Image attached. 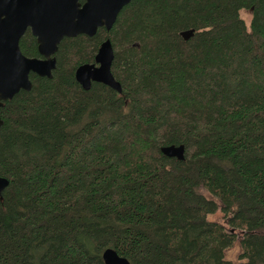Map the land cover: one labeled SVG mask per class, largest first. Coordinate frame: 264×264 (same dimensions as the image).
I'll list each match as a JSON object with an SVG mask.
<instances>
[{
	"label": "trees",
	"instance_id": "obj_1",
	"mask_svg": "<svg viewBox=\"0 0 264 264\" xmlns=\"http://www.w3.org/2000/svg\"><path fill=\"white\" fill-rule=\"evenodd\" d=\"M107 39L121 92L84 90ZM19 49L40 58L29 30ZM54 58L0 111V264H264V0H132Z\"/></svg>",
	"mask_w": 264,
	"mask_h": 264
},
{
	"label": "water",
	"instance_id": "obj_2",
	"mask_svg": "<svg viewBox=\"0 0 264 264\" xmlns=\"http://www.w3.org/2000/svg\"><path fill=\"white\" fill-rule=\"evenodd\" d=\"M132 0H0V111L3 103L19 91H30V74L52 77L54 54L64 38L80 35L93 37L97 30L109 31L120 11ZM29 30L36 39L40 58H27L19 49V41ZM192 31L185 33L190 35ZM113 49L107 39L101 43L93 64L79 66L76 82L88 90L92 83L103 84L120 93L121 86L111 73ZM3 121L0 117V128ZM168 158L185 160V146H164ZM10 185L0 177V199ZM105 264H130L113 249L103 253Z\"/></svg>",
	"mask_w": 264,
	"mask_h": 264
},
{
	"label": "rangeland",
	"instance_id": "obj_3",
	"mask_svg": "<svg viewBox=\"0 0 264 264\" xmlns=\"http://www.w3.org/2000/svg\"><path fill=\"white\" fill-rule=\"evenodd\" d=\"M240 17L246 24H249L250 19H251V11H245V10L240 11ZM208 220L211 222L219 223L223 225L229 233L236 234L237 240L234 246L225 252V260L230 261L232 263L242 262L241 260V255H242L241 240L243 238L244 233L241 230L234 231L228 224V218L225 216V214L221 210H219L214 215L208 216Z\"/></svg>",
	"mask_w": 264,
	"mask_h": 264
},
{
	"label": "flooded vegetation",
	"instance_id": "obj_4",
	"mask_svg": "<svg viewBox=\"0 0 264 264\" xmlns=\"http://www.w3.org/2000/svg\"><path fill=\"white\" fill-rule=\"evenodd\" d=\"M28 58V57H27Z\"/></svg>",
	"mask_w": 264,
	"mask_h": 264
}]
</instances>
